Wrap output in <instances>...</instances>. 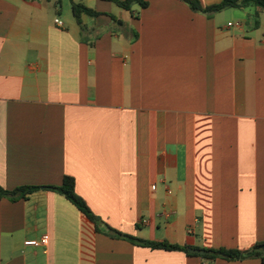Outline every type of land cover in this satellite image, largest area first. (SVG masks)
Masks as SVG:
<instances>
[{
    "label": "crops",
    "instance_id": "1",
    "mask_svg": "<svg viewBox=\"0 0 264 264\" xmlns=\"http://www.w3.org/2000/svg\"><path fill=\"white\" fill-rule=\"evenodd\" d=\"M68 1L0 0V187H42L0 198V264H264L110 238L43 188L72 177L94 215L145 241L263 242L264 10ZM79 2L99 13L83 29Z\"/></svg>",
    "mask_w": 264,
    "mask_h": 264
},
{
    "label": "trees",
    "instance_id": "2",
    "mask_svg": "<svg viewBox=\"0 0 264 264\" xmlns=\"http://www.w3.org/2000/svg\"><path fill=\"white\" fill-rule=\"evenodd\" d=\"M59 1V0H58ZM115 4L117 7L125 10L132 11L134 6H138L140 9L147 7L146 0H102ZM185 2L193 11L200 12L202 14H213L221 12L225 9H244L249 6L260 8L264 10V0H222L218 4L211 6H202L197 0H180ZM71 11L76 23L81 29H83L81 18L82 16L97 17L98 12L87 8L83 3H72ZM42 187L38 186H27L19 187L14 190H5L0 187V198H7L11 201L17 199H26L32 193L37 192ZM53 191L68 202H70L82 215V217L90 223L97 233H104L110 238L123 239L134 245L150 248L153 250H165V251H180L187 255L198 256L206 260L224 259L228 261H242L251 258H259L264 263V241L254 244L252 247L246 250L236 249H203L201 255H196L189 252L190 248L179 245H172L166 241H145L132 236L123 235L116 230L105 224L99 217L94 215L85 201L79 197L75 192V181L72 177L64 176L60 186H49L43 187ZM103 227V231H102Z\"/></svg>",
    "mask_w": 264,
    "mask_h": 264
},
{
    "label": "built area",
    "instance_id": "3",
    "mask_svg": "<svg viewBox=\"0 0 264 264\" xmlns=\"http://www.w3.org/2000/svg\"><path fill=\"white\" fill-rule=\"evenodd\" d=\"M55 24H56L57 26H62V23H61L59 20H55ZM46 240H47V237H46V236L42 237V239H41V244H43V245L46 244ZM25 245L36 246L37 243L34 242V241H29V242H26Z\"/></svg>",
    "mask_w": 264,
    "mask_h": 264
},
{
    "label": "rangeland",
    "instance_id": "4",
    "mask_svg": "<svg viewBox=\"0 0 264 264\" xmlns=\"http://www.w3.org/2000/svg\"><path fill=\"white\" fill-rule=\"evenodd\" d=\"M58 1V0H57ZM68 0H59L58 1V3H57V7L59 6V5H63L64 6V8L66 9L67 7H68Z\"/></svg>",
    "mask_w": 264,
    "mask_h": 264
},
{
    "label": "water",
    "instance_id": "5",
    "mask_svg": "<svg viewBox=\"0 0 264 264\" xmlns=\"http://www.w3.org/2000/svg\"><path fill=\"white\" fill-rule=\"evenodd\" d=\"M191 253H194V254H198V255H201L203 253L202 250H197V249H190L189 250Z\"/></svg>",
    "mask_w": 264,
    "mask_h": 264
}]
</instances>
